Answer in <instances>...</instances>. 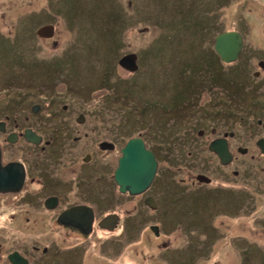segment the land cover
I'll use <instances>...</instances> for the list:
<instances>
[{"label": "flooded vegetation", "instance_id": "1", "mask_svg": "<svg viewBox=\"0 0 264 264\" xmlns=\"http://www.w3.org/2000/svg\"><path fill=\"white\" fill-rule=\"evenodd\" d=\"M23 25L24 20L18 30L20 36L27 33ZM41 26L29 31L37 37L40 49L42 41H50L57 49L58 40L40 33ZM232 30L239 31L243 38L235 61H224L216 50V37L224 31L212 35L208 51H202L200 46L201 55L211 54L203 68L209 64L211 68L220 67L226 72L223 78H211L213 80L209 82H215L211 84L213 87H208L207 79H193V86H196L193 88V100L197 99V104H193L187 113L197 115L195 106H198L201 123L186 125L185 130L199 135L200 140L199 149L189 148L185 153L189 166L200 165L201 170L190 175L188 180L175 179L174 173L167 171L170 168L167 163L173 164V156L167 155L166 146L159 144L163 140L167 145V138L174 136L183 125L169 122L159 126L160 116L166 111L159 116L145 115L139 103L141 95L151 97L157 106L158 101L166 103L168 95L172 93L171 98L174 95L172 64L167 60L156 62L148 52L142 55L127 52L129 61L121 63L126 68L121 67L131 70V74L125 78L118 77L121 80H111V66H104L99 72L102 74L98 75V82L105 89H96L90 79L77 77L76 81H69L60 77L55 82V94L49 97L47 104L37 102L32 93L27 92L19 98L9 99L10 108L5 109L6 104L0 107L2 164L10 165V177L15 182L13 188L0 190V264H130L138 261L142 253L146 255L143 247L158 248L157 238L174 239V232L178 229L179 235L185 233L187 240L193 236L192 229L204 235L207 242L227 240V243H233L237 240V228L241 225L233 216V198H228L221 190L213 189L209 198L198 192L203 187L217 186L250 192L255 196L259 187L264 186V176L253 163L245 161L247 155L256 159L264 157V146L258 144L262 140L264 145V117L254 116L250 122L242 123L249 119L248 115H255L253 87L264 86V75L260 70H254L256 77L250 76L254 57L258 56V63L264 65V51L262 53L250 46L247 33ZM13 37L3 36L0 43L10 44L12 50L6 53L11 59L30 66L22 74L26 79L22 82L27 87L32 84L30 80L38 81V76L44 73V66L60 76H63L61 72L69 74V68L58 70L51 61L54 57L48 58L51 62H40L35 57L33 61L24 60V53L19 55L21 51L11 44ZM18 43L22 47L20 39ZM245 56L250 60L243 61ZM116 81L123 89L116 91L113 86ZM223 82L225 86H222ZM131 84L130 89L134 87L135 91L128 89V95L125 88ZM45 86L49 89L51 83ZM97 90H102V101L106 103L99 110H95L93 104ZM14 100L17 101L14 103ZM85 100L87 104L83 103ZM112 100L120 102L124 108L132 104L134 109L121 110L119 122L113 123L111 118L103 115H112ZM188 115H181L180 122L188 119ZM255 131H258L256 140ZM131 139H141L158 161L151 185L136 194L121 191L115 177L123 148ZM218 140H223L227 146L225 162L212 148ZM254 145L257 148L255 154L251 153L255 150ZM165 177L172 178L176 185L186 186L184 190L178 188L183 192L182 196L163 190L166 186L160 191L157 189ZM95 188H100L97 196ZM99 199L104 200L103 205L97 204ZM159 213L168 214L173 221L170 229L163 225ZM196 222L197 225H192ZM128 244L133 248L139 246L135 250H127ZM160 248L156 259L159 264H189L182 256H168L175 251L173 242ZM129 251L134 254L131 258ZM150 256L146 258V264H154L153 254Z\"/></svg>", "mask_w": 264, "mask_h": 264}, {"label": "rangeland", "instance_id": "2", "mask_svg": "<svg viewBox=\"0 0 264 264\" xmlns=\"http://www.w3.org/2000/svg\"><path fill=\"white\" fill-rule=\"evenodd\" d=\"M183 14L187 19L185 23L189 27L191 26L189 30H195V32L168 41L166 32L172 29L169 26L171 22L168 21L173 15L179 18ZM22 20L25 24L23 28L27 29V33L20 36L18 30L21 28ZM49 24L55 28L53 36L58 40L59 47L56 49L50 41H42V49H40V45L35 39L37 37L30 34L32 32L29 31L39 25ZM232 29H239L244 34L247 33L250 46L258 48V51L263 53L264 0H0V40L3 36L13 37L12 35H14L11 44L16 50L21 51L19 55L24 53V60L33 61V57H35L43 62L50 61L48 58L54 57V60L51 61L57 65L59 71L62 68H69L68 75L60 71L63 75L60 76L44 66V73L41 72L38 81L30 80L32 84L38 85L31 84L30 87H27L22 82L26 80L22 74L25 69H30V66L14 61L0 47V107L6 104L4 108L8 109L11 106L9 99L19 98L25 92L34 91L37 92V95L33 96L36 101L47 104L49 97L55 94L53 91L55 82L60 77L68 78L69 81H76L77 77L90 79L96 89H105L106 87L100 86L98 82L99 72L103 71L104 66H111V80L117 77L125 78L131 74V70L124 69L125 65L121 64L129 61L127 52L133 51L141 54L152 43L153 45H171L181 48L174 53H162L164 61H170L169 58L173 55L178 57L187 54L190 51L189 47L194 43L199 42L202 51H208L207 47L211 45L212 35L215 32ZM181 31L183 32V29ZM159 33L165 37L158 42L154 41ZM15 38L17 39L15 40ZM19 39L23 42L22 47L19 46ZM184 50L186 52H182ZM153 52L157 51L153 49ZM132 56L134 57V55ZM257 57L253 58L251 77H256L253 73L255 69L260 70L264 75V65L258 63L259 57ZM245 60H250V58L245 56L243 61ZM171 66L174 67L173 64ZM49 72L52 74H48ZM8 82L19 83L11 85ZM50 83L51 88L47 89L45 84L49 85ZM37 86H42L44 89L42 87L39 89ZM256 87H253L255 115H248L249 119L247 121L245 119V122L239 118L240 124L241 122L244 124L250 122L254 116L264 117V86ZM101 92L102 90L95 92L93 102L95 110L101 109L102 105L106 104L102 101ZM83 103L87 104V101L85 100ZM131 105L128 104L124 108V106L121 107L120 102L112 100L110 107L112 115L108 113L103 115L111 118L113 123H118L121 110H133ZM199 109L198 106H195L197 115H188V119H181V122L174 124L183 126L180 130L175 131L174 136L170 135L167 138V145L163 140L159 142L160 145L166 146L164 148L166 154L173 156V164L165 162L172 169L175 179L188 180L190 175L201 170L200 165L189 166L190 163L186 161L185 153L189 148L198 147L200 136H196L194 133L190 134L185 128L186 125L201 123ZM1 116L0 113V119ZM99 120L98 118L97 121ZM218 125H221V122ZM255 132L254 140L258 135V131ZM251 140L250 138L249 141ZM254 149L251 153L255 154L257 150L255 145ZM245 161L253 163L257 171L264 176V157L256 159V157L252 158L251 155H247ZM192 178L194 179V177ZM171 180L172 178L165 177L160 181L157 189L160 191L163 186H166L163 190L172 191L182 196L183 192H180L179 189L184 190L186 186L176 185ZM213 189L221 190L228 195V198H233V216L241 225V228L238 227L239 230L237 228L238 238L235 242L227 243V240L207 242L204 235L193 229V236L187 240L185 233L179 235L178 229L174 232V239L157 238L158 248L155 246L156 249L151 250L154 246L143 247L146 255L142 253L143 256L138 261H132L130 264H146V258L148 256L151 258L152 254L154 256L153 263L159 264L156 259L161 250L160 247H165L172 242L175 251L168 253V256L173 258L182 256L183 260L189 261V264H264V186L259 187V192L255 196L251 193L247 196L240 190H225L217 186L203 187L198 192L205 193L209 198ZM99 193L100 188H95V196ZM97 204L103 205L104 200H97ZM125 205L128 206L129 203ZM219 206L223 209L226 208L224 204H219ZM253 206H255L254 211L251 210ZM159 218L165 227L169 229L172 227L173 221L168 217V214L159 213ZM197 224L196 222L192 225ZM138 243L133 242V244ZM152 244L155 245V243ZM138 246L133 248L128 244L126 249L135 250ZM132 251L127 252L130 258L131 255H134ZM68 257L71 258V255Z\"/></svg>", "mask_w": 264, "mask_h": 264}, {"label": "trees", "instance_id": "3", "mask_svg": "<svg viewBox=\"0 0 264 264\" xmlns=\"http://www.w3.org/2000/svg\"><path fill=\"white\" fill-rule=\"evenodd\" d=\"M184 14L181 15L179 18L175 17L173 15V17L168 21L171 22L170 23V28H172L171 30L167 31L166 33L167 35V40L171 41L174 38H181V37H185V34L187 36V34H193L195 32V30L190 31L189 29L191 28V26L189 27L188 24H186L185 22H187V19L184 18ZM183 29V32L181 31ZM165 36L161 33H159L157 35V37L155 38L154 41H160L164 38ZM0 47L7 53L10 52V50H12V47L10 46V44L4 45V42L0 43ZM157 51L156 53L153 52ZM178 49L181 48H175L171 45H153V43L148 46L147 49H144L142 51L143 52H148V56L155 60L156 62H162L164 61L163 52H171L174 53L176 51H179ZM190 50V54H184V55H180L178 57H175V55L171 56L170 59V63L174 65V69L172 71V73H174V95L172 96V93L168 95L169 100L165 103L163 101H158V106L155 105L156 102L151 99V97H147L146 95H141L140 96V104L143 110V113L145 115H151L153 114L154 116H159L160 113H163L166 111V113H164V115L162 114V116H160V118L162 119L161 122H159V126L160 125H168V123L170 122L171 124H176L180 122V116H186L188 115L187 112H189L190 108H192L193 104H197V100H193L194 98V91L193 88H195L196 86H193V79H207L208 80V87H213L211 84H215L214 81L209 82L210 80H213L211 78H223L225 76V72L226 70L220 67H212L207 64L206 67L203 68L204 62L209 60L210 55L209 54H204L201 55L199 53L200 50V44L198 43H194L193 45H191L189 47ZM185 51V50H184ZM141 53V55H142ZM193 53V54H192ZM203 57H205L206 59H204ZM150 60V59H149ZM171 66V65H170ZM114 67V65L112 66V68ZM172 67V66H171ZM118 78V77H117ZM117 80H121V78H118ZM116 84H113V86L116 88V91H119L121 88V84L119 83V81L115 82ZM222 86L224 85V82L222 83ZM227 85V84H226ZM39 87V89L42 86H37ZM132 87V84L129 86V88H125V89H130ZM44 89V87H42ZM49 88V87H48ZM257 88V87H255ZM244 90V89H241ZM135 91V88L133 87L132 89H130V92ZM178 92H180V94H178ZM27 93V92H25ZM32 96H34L35 94L37 95V92H31ZM183 93V94H182ZM24 94V93H23ZM39 94V93H38ZM113 95H115V93H112ZM128 95H129V90H128ZM119 96V95H117ZM161 100V99H160ZM118 102V101H117ZM114 103V102H113ZM119 106V105H118ZM192 106V107H191ZM173 112V114H172ZM173 118V120H171ZM171 120V121H170ZM164 123V124H163ZM215 121L212 123L214 124ZM165 130L163 129V132ZM191 149L195 150V149H199L198 147H192ZM173 163V161H172ZM169 169V170H168ZM167 171H169V173H173L171 171V168H168ZM247 196L250 195V192L245 193ZM255 206H253L251 209L252 211H254Z\"/></svg>", "mask_w": 264, "mask_h": 264}, {"label": "water", "instance_id": "4", "mask_svg": "<svg viewBox=\"0 0 264 264\" xmlns=\"http://www.w3.org/2000/svg\"><path fill=\"white\" fill-rule=\"evenodd\" d=\"M53 25H44L39 28L43 35L51 37L54 34ZM242 34L237 30L224 31L216 37V50L226 62H233L238 58L242 48ZM264 141V140H263ZM259 145H263L259 140ZM213 149L217 150L225 162L227 155L224 150L227 146L223 140L216 141ZM263 152H264V148ZM158 169V161L153 152L147 150L141 139H131L123 148V156L120 158L119 166L116 170V181L120 185L121 191H129L136 194L145 191L152 183ZM10 165L2 164V154L0 148V190L5 191L13 188L14 180L10 177Z\"/></svg>", "mask_w": 264, "mask_h": 264}]
</instances>
